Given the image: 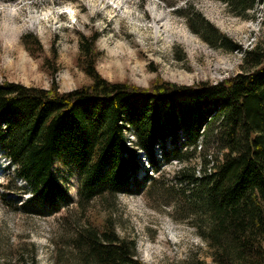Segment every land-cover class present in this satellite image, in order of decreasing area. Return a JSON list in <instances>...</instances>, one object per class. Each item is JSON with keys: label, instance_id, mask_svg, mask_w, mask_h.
<instances>
[{"label": "trees", "instance_id": "16d2710c", "mask_svg": "<svg viewBox=\"0 0 264 264\" xmlns=\"http://www.w3.org/2000/svg\"><path fill=\"white\" fill-rule=\"evenodd\" d=\"M219 1L238 17L248 18L257 5L264 13V0ZM175 10L207 43L241 51L239 72L190 85L112 82L95 68L93 32L79 40L78 64L88 84L60 91L53 83L0 81V149L28 192L19 208L56 214L73 203L54 173L57 163L80 175L78 204L101 199L114 205L119 194L139 189L141 153L160 172L159 148L164 163L185 164L176 178L189 188L187 208L211 260L264 264V36L243 49L191 5ZM21 40L28 49L39 43L32 34ZM195 157L198 163L189 165ZM102 225L75 228L71 264H145L133 238L120 237L109 218Z\"/></svg>", "mask_w": 264, "mask_h": 264}, {"label": "rangeland", "instance_id": "374dc122", "mask_svg": "<svg viewBox=\"0 0 264 264\" xmlns=\"http://www.w3.org/2000/svg\"><path fill=\"white\" fill-rule=\"evenodd\" d=\"M188 5L243 49L264 36L260 5L242 18L219 0H176L175 6L162 0H0V81L43 88L53 83L60 91L88 84L78 64L79 40L93 32L98 34L95 68L112 82L190 85L239 72L242 52L211 45L194 33L175 10ZM25 34L39 43L28 49L21 40ZM154 156L160 172L141 153L139 189L119 194L114 205L101 199L78 204L80 175L57 163L54 173L73 203L56 214H39L19 208L28 196L22 190L26 183L0 149V264H71L76 261L70 242L75 228H102L108 218L120 237L136 241L145 264H186L193 258L217 264L197 234L195 212L187 208L189 188L176 178L185 164L164 163L159 148Z\"/></svg>", "mask_w": 264, "mask_h": 264}, {"label": "bare ground", "instance_id": "6f19581e", "mask_svg": "<svg viewBox=\"0 0 264 264\" xmlns=\"http://www.w3.org/2000/svg\"><path fill=\"white\" fill-rule=\"evenodd\" d=\"M155 19H156V20H157V19H158V20H161V17H155ZM154 22H155V21H154ZM154 25H155L156 30H158V28L161 27L158 21H156V23H154Z\"/></svg>", "mask_w": 264, "mask_h": 264}]
</instances>
